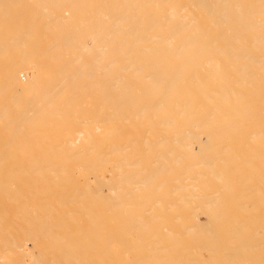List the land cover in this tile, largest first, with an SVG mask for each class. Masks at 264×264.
Listing matches in <instances>:
<instances>
[{
    "label": "bare ground",
    "instance_id": "obj_1",
    "mask_svg": "<svg viewBox=\"0 0 264 264\" xmlns=\"http://www.w3.org/2000/svg\"><path fill=\"white\" fill-rule=\"evenodd\" d=\"M187 7L195 10L184 11ZM66 10L71 12L70 16L64 15ZM263 13L264 0H0V123L11 124L0 131V175L5 170V176L0 177V195L4 193L6 196L1 195L0 202L14 200V204L17 197L20 199L21 195H27L26 201L30 198L31 203H25V209H30L29 206L33 204L34 209H41L43 212L42 216L37 215L39 220L36 227L31 222L36 231L32 228L30 232L27 231L31 224L28 220L33 219V215L36 217V214L32 215L33 210L30 209L32 212L29 213L31 216H28V222L25 218L27 216L24 217L23 226L18 223L20 220L22 222L23 218H20L24 216L21 215L23 212H17L19 216L12 212L17 219L21 216L19 221H14L16 217H13L14 220L10 219L18 223L19 228L13 224L23 230V234L19 235L16 231L14 237L0 235V252L5 250L9 254L6 256L12 258V255L16 259L19 256L16 252L23 245L15 237L18 234L24 238V234H31L32 231L36 232V240L41 233L47 238L44 242L47 246H41L46 247L47 249H43L48 251H44L51 255L50 264H96L98 261V264H198L199 260L205 263L200 254L202 251L198 252L195 246L199 242L210 253L215 251L228 259L241 255L247 257L245 254L248 249H257L261 240L259 239V243L258 238L251 240L254 235L249 233L250 229L247 232L249 225L246 226L247 223L252 224V221L249 222L252 216L249 220L243 215V209L248 208L247 201L246 204L242 202L243 208L239 202L234 210L231 209L235 212V218L238 217L237 220L240 219L236 214L237 209L242 211L238 214L243 215L235 227L234 224L232 227L226 224L229 220L224 222L226 229L222 231L225 233L228 230V238H222L220 234L216 239L211 237L214 233L210 235L208 232L216 231L215 226L212 227L214 220L219 221L222 217L223 221L227 219L224 218V204H221L222 208L218 205L223 201V190L219 193L221 195L217 193L222 198L219 199L216 191L203 183H210L215 178L210 180L205 174L209 179L201 182L200 177V182L203 187L207 186L205 190L213 192L204 191L201 184L194 181L192 173L195 167L202 165L209 169L210 174H213L211 176H217L223 181L225 176L222 168L220 170L219 165H223L220 161L227 160L228 165H236L233 164L236 161L234 158H240V161L237 160L241 165L244 160L247 159L248 162L251 158L250 163L262 171ZM15 14L20 15L18 22L13 19ZM257 14L259 17L262 14L263 18L256 19L259 18ZM256 30H260V33ZM249 36L252 39L246 41L245 38ZM244 40L260 52L254 48L252 49L256 53L248 52L250 47L246 50L247 43L244 44L245 49L241 46L243 50L240 52L242 48L238 46ZM241 57L246 60L243 61ZM21 73L29 78L26 77L28 83L24 84L21 80ZM65 121L69 123L65 124ZM83 135L84 143L79 150L72 149L74 143L71 138ZM58 137H63L60 144L55 143ZM254 144L259 147L256 148ZM19 155L40 159L8 163V160H14ZM257 156L262 164H255L254 157ZM232 158V162L228 160ZM74 160H79V163L76 164L75 161L74 164ZM247 162L243 164H248L245 168L251 169L250 173L244 168L243 171L248 176L239 174L237 178L234 177L236 180L226 173L228 167L223 166L225 175H230L226 177H230L228 180L239 179L237 182L242 186L240 189L248 187L250 183V188H253V183L257 184L255 188L259 187L258 184H262L261 178L264 179V173L260 174L262 177L258 176V171H255L256 176L253 175L256 173ZM215 165H218V170V167L214 168ZM238 167L233 166L231 171ZM197 169L195 175L203 176V168ZM99 171L104 173L103 179L98 178ZM237 171L240 173L242 168ZM18 172L30 174L33 178L28 181L27 177H23L24 181H18L14 178ZM74 172L82 177L78 181L79 176L76 174L78 179L75 178L79 183L72 179ZM107 172H110L109 176ZM235 173L233 176L237 175ZM250 174L253 175V181L247 178ZM46 175H51V178L46 179ZM204 176L205 180L207 177ZM244 176L250 181L248 184L249 181L246 180V186ZM90 177L97 183H92ZM183 177L192 179L189 183L193 184L190 185L189 180H186L190 185L188 187L183 182ZM241 177L245 183L240 181ZM254 177L259 183L255 182ZM235 181L229 184L226 182L224 187L221 183L220 188L227 192L224 194H228L227 188L236 187L231 185ZM166 183L173 189L168 191ZM196 184H200V187L197 185L192 193ZM228 185L230 186L227 187ZM103 187L108 189L111 197L102 194ZM262 187L264 184L259 187V191L257 189L254 192H260ZM187 188L191 189L187 191ZM220 188L218 185L217 189ZM236 188L243 194L249 187L246 190H240L239 186ZM233 190L230 191L235 198L236 195L241 197V193ZM168 192L169 195L174 193L176 197L174 203L168 206L177 204V200L181 202L184 197H193L196 200H191L199 203L193 207H202L201 210L207 215L210 212L206 213V206L209 209L214 204L218 205L209 210L214 215L207 216L211 220L214 218L212 222L206 217L212 223L211 228L207 229L209 222L204 223L198 219L194 212L199 210L193 207L191 209L185 205L192 210L190 213H193L196 223L190 213L191 217L183 214L187 216L186 220L183 219L184 216H178L180 212L182 214V207H185L184 201L182 206L179 204L182 211L176 210L181 208L174 206L168 208V213L175 209L176 212L173 211L178 213L175 214L176 217H183V222L180 221L183 227L176 229L178 231L174 228L171 231L166 229L167 213L164 215L165 202L162 203L161 198ZM231 193L229 192L230 196ZM253 193H250L253 195L252 201L259 200L257 204L260 202L261 206L255 205L262 207V210L264 205L260 198L264 195L253 199L256 197ZM243 197L250 196L243 195L241 198ZM235 198L233 196V200H237ZM134 199L138 201H133ZM238 199L240 200L239 197ZM191 200H187L188 203ZM229 200L231 204L234 203V207L237 201L232 203V199ZM132 203L137 206V210H141L140 213L136 207L130 208ZM158 203L162 206L160 209ZM201 203L205 207H200ZM222 209L223 215L218 212L223 211ZM253 210L254 208L251 211ZM260 210H255L254 213ZM6 211L8 214L9 209ZM249 212L245 214L248 215ZM261 212L263 215L264 211ZM202 214L203 212L199 216ZM173 216L172 214L174 224L176 217L174 219ZM170 218L168 221H172ZM260 218L263 219L264 216ZM245 219H248L247 223L244 222ZM186 221L192 224L186 225ZM227 225L233 229H227ZM176 226L178 227V222ZM258 226L256 224L259 229ZM17 228L15 229L18 230ZM244 229L252 238L247 234L246 240L243 235L240 238L245 233ZM205 232L210 237H206ZM223 232L222 235H225ZM203 233L207 243L205 238L202 240ZM28 237L33 238V233ZM223 239L225 241H221ZM128 240L135 241L136 245H128ZM248 241L251 242L250 245ZM255 243L258 244L251 248ZM213 244H216L215 248ZM201 246L200 249L203 248ZM43 249L37 251V256L31 254L36 257H31L34 260H31L32 263L29 259L26 262L28 255L23 257L26 260L22 258L20 261L22 264L24 260L26 264H43L42 256L43 260L47 258V255L44 256L46 253L40 254ZM131 250L136 251V254ZM31 252L33 251L28 254ZM113 252L115 255H112ZM256 253L264 257V250L262 254ZM215 255L213 253L212 256ZM174 257L176 262H173ZM216 257L218 259L220 256ZM225 257H222L223 264ZM13 258H6L7 261L10 260L9 264H20ZM97 259L99 260L96 261ZM1 261L0 264H4ZM261 261L263 262L259 263L264 264V258Z\"/></svg>",
    "mask_w": 264,
    "mask_h": 264
},
{
    "label": "rangeland",
    "instance_id": "obj_2",
    "mask_svg": "<svg viewBox=\"0 0 264 264\" xmlns=\"http://www.w3.org/2000/svg\"><path fill=\"white\" fill-rule=\"evenodd\" d=\"M192 10H195V9L192 8V7H187V8H185L184 11H192ZM194 12H196V11H193V13H194ZM196 13H197V12H196ZM64 15H68V16H70V15H71V12L68 11V10H66V12H64ZM257 15H258L257 17H259V14H257ZM260 15H261V16H260L259 18H256V19H261V18H263L262 16L264 15V13H263V15H262V14H260ZM13 19H14L16 22H18L19 19H20V15H19V14H15ZM256 31H257V30H256ZM257 32H258V31H257ZM258 33H260V30H259ZM244 36H246V34H245ZM247 37H248V35H247ZM250 38L252 39V37L249 36V38H245V40L247 41V40L249 39L248 41H250V40H251ZM245 40H244V41H245ZM244 41H243V42H244ZM246 41H245L244 43L241 42V45L239 44V46L237 45L238 48L242 46L244 49H245V47H246V50H247V48H248V46H249L250 48H249V50H247L248 52L251 53V52L253 51V53H254L255 51H258V48L255 49L253 46H250V43H249V42L247 43ZM245 43H247L248 45L244 47V44H245ZM245 45H246V44H245ZM242 47H241V48H242ZM241 48H240V49H241ZM243 48L240 50V52H242ZM252 48H254L255 51H254V49H252ZM246 50H245V51H246ZM247 51H246V52H247ZM207 52H208V51H207ZM259 52H260V51H258V53H259ZM209 53H210V52H209ZM211 53H213V50L211 51ZM255 53H256V52H255ZM241 59H242L243 61L246 60V58L243 59V57H241ZM241 59H238V61H241ZM243 61H242V62H243ZM23 76H24V75H23ZM23 76H22V73H21V74H20V78H21V80H23L24 84L28 83V81H29V80H27L28 77L26 76V77H27V78H26L25 76H24V77H23ZM28 79H29V78H28ZM26 80H27V81H26ZM66 123H69V122H68V121H65V124H66ZM4 125H5V126H4ZM38 125H40V124H38ZM9 126H11V124L8 125V123H0V131H2V129L7 128V127H9ZM77 126H78V125H77ZM81 126H82V125H81ZM71 139H72L71 142L74 143V144H73L74 146H72V147H73L72 149L79 150L80 146H82V144L84 143V135H83V136H80V137L73 136ZM62 141H63V137H62V138H61V137H58V139L55 141V143L60 144V143H62ZM75 144H76V145H75ZM250 144H251V143H250ZM254 145L257 146V144H254ZM76 146H78V149H77ZM244 147H246V146H244ZM258 147H259V145H258L256 148H258ZM254 148H255V147H254ZM256 148H255V149H256ZM257 150H258V149H257ZM91 157H92V156H91ZM91 157H88V158H91ZM4 158L7 159V157H4ZM48 158H55V157H48ZM254 158L256 159V160L254 159L255 164H256V163H258V164H262V163H263L262 161H261L262 163H259L260 161L257 160V159H259L258 156H257V158H256V157H254ZM263 158H264V157H263ZM13 159H14V160H8V161H9L8 163H11V161L14 163L15 160H16L17 163H21V162H25V160H33V159H40V158H36V157H33V156H20V155H19V156H15ZM234 159H236V161H235ZM234 159L232 158V159H228V160H229V161L231 160V162L234 160L236 163L233 161V164H236V165H237V164H238V160L240 161V158H239V159H238V158H234ZM237 159H238V160H237ZM250 160H252V159H251V158L248 159V162H249V163H250ZM75 161H76V164L79 163V160H74V162H73L74 164H75ZM219 161H220V159H218V162H219ZM225 161H226V163H225ZM225 161H222V159H221V161H220V162H222V164H223V165H219V166H221V167H220V170H221V168H222V170H223V172H224V173H222V174L225 176L224 178H223L222 176H220V178H223V179L225 180V178H226L227 176H230V175H232V176H230L231 178H234V177L237 178V177L240 176L241 174H242V175H245V176H248V175H246L245 172L243 171V170L247 169V168H245V167H248V166H247L248 164H245L246 166L243 164V163L247 162V159H246V161L244 160V162L242 163V165H243L244 167L241 165V162L239 163V164L242 166V167H241V166H239V167L242 168V171H243L244 173H243L242 171H241L240 173H238L239 171H237V169H241V168L238 167L239 164L236 166V165H232V163L228 162V163H230L229 165H232V166L229 167V165L227 164V160H225ZM242 161H243V160H242ZM80 162H81V161H80ZM218 162H216V164H217ZM248 162H247V163H248ZM252 162H253V161H252ZM0 163H1V162H0ZM3 163H4V161H3ZM5 163H6V162H5ZM81 163H82V162H81ZM252 164H253V163H250L249 165L252 166L251 168L253 169L254 173H256V174H253V175H255V176L257 175V172H255V171H258V176H259L260 174L262 175V174L264 173V172H262V171H264V168H263V167H264V163L262 164V165H263V166H262V171H260L261 168H259L258 166H255L254 164L252 165ZM256 165H257V164H256ZM223 166H224V168H225V167H228L226 173H227V174H230V175H227V176L225 175V171H224ZM233 166L238 167V168H237V169L235 168V171H231V170L234 169V168L232 169ZM250 166H249V167H250ZM254 166H255V167H254ZM259 166H260V165H259ZM197 167H201V168H203V170H204L205 172H206V171L209 172V169H208V168H204V167H202V165H201V166H197ZM197 167H195V168L197 169ZM217 167H218V165H217ZM217 167H216V165L214 166V168H217ZM229 168H230V170H229ZM244 168H245V169H244ZM196 169H194L195 171L192 173L193 176L195 175ZM218 169H219V167L217 168V170H218ZM197 170H198V169H197ZM203 170H202V172L204 173V175H205V174L208 175V176L210 177V180H211V178H213V177L215 178V179H213V181H210V183H211L212 185L209 183V181H206V179H209L208 176L205 175L207 178H205V180L203 179V176H204L203 174H202L203 176H201V175L199 176L198 174L195 175L196 177H197V175H198L199 178H198V177L196 178V177H193V176H192V178L195 179L194 181H195L196 183H200V184H201V182L206 181V182H203V183H205L206 185H208V187H207V186H205V187H207V188L210 187V189H211V188L214 189V190L216 191V192H215L216 195H217V193H218V195H221V194L223 193V195H221V197L223 198V201L226 200V202H227V201L229 200V198L232 199V203H233L234 201H237V202H235V206H234V207H233L234 203L231 204V202H230L231 200H229L227 203L225 202L226 204H225L222 200H221V202H223V203L219 202L220 204H218V205L221 206V207H219V208H222V205H221V204H224V205H223V209L228 210V209H229L228 207H230V209H229L228 211L225 210V213H226V214L224 213V214H225L224 218H227V219H224V221H223V219H222V218H223L222 216H218V218H219V217H220V218L222 217L221 219H222L223 222L221 221V219H219V221H221V223H220L219 221H215V220H214L215 223L213 222L212 227L215 226V229H214V230H216L217 233H216V231L212 232L211 229H210L211 233H210V232H208V233H209L210 235H211L212 233H214V234H212L213 236H211V237H214V238L216 239V237H218V236L221 235L222 238H223V237H224L225 239L228 238V237H226V236H228V233H229L228 230H226L225 233L222 231V230H225V229H226V228H224L225 225L228 223V225L232 227L233 224H234L233 227H235V224H237V222L241 221V219L243 218L242 216L245 215V217L247 216L248 219H249L251 216H252V218L256 217V219L254 218L253 220H252V218H251V220L249 219V220H250L249 222L252 221V224L250 223L251 226H250L249 223H247V220H248V219H247V220L245 219V221H244V222L247 223L246 226L249 225V226H247V227H248L247 232H249V229H250V232H249V233H251L252 235H254V237L252 238V235H251V234L248 235L249 233H247V232H246V229H244L245 233L242 231L243 234L240 235V238L244 236V239H245V238L247 237V236H246V234H247L248 236H250V237L252 238L251 240H255V238H256V239L258 238L257 242L259 241V239H260L261 241H259L260 244H258V243H259V242H258V243H255V245H252V246H251V248H253L254 246H256V244H258V245H257V246H258L257 249H256L255 247H254L253 249H248L249 251H248L247 253H248L249 256L247 255V253L245 254L248 258L245 257L244 255H241V256H238V257L233 258V259H232V258H231V259H228V257L226 258L224 255H220V254L218 255L217 252L214 251L215 249L213 250V251H214L213 253H214V255H215V253H216V255H215V256H212L213 253L211 252V253H212V254H211L206 248H204V247H206V246H205L203 243H200V242H199V243H196L195 246H196L197 249L199 250L198 252H200V250L202 251L200 254H201V256L204 258V260H205L204 262H205V263L201 262L200 260H199V261L197 260V261H198L200 264H206L207 262H208L209 264H216V263H217V264H220V263L223 264V261H222V260H223V258L225 257V259H226V260L228 259V260H227V261L224 260V262H225L224 264H226V263H227V264H232V263H233V264H234V263L237 264L238 262H239L238 264H245V262H247L246 264H250V263H251V264H260L259 261H260V262H263V261H261V260H262L264 257H263V255H258L259 253L257 254L256 252H260V253L262 254V251L264 250V248H263V247H264V242L262 241V240H264V232H263V231H264V221H262L264 218H263V219L260 218V217L264 216V213H263V215H262V212H261V211H264V206H263V209L260 210L262 207H259V208H258V207L255 205V204H257V201H259V200H253V201H252V196H253V195L250 194V193H253L254 190H257V189H258V191H259V187L262 186V184H264V183H263V181H264L263 177H262L261 175L259 176V177H262L261 180H263V181L260 180V182H261L262 184H260V183L258 182L259 180L257 181V180H256V177H254V179L256 180L255 182H256V183L258 182V183H259L258 185H260V186H259V187L257 186V187L255 188V186H256L257 184L255 185V183H253V184H254V185H252L253 188H250V186H251V185H250V184H251L250 181L253 179V178L251 179V177H253V175L250 174V175H249L250 177H247L248 179L250 178V181H249L248 179H246V177L244 176V177H245V178H244V179H245V182H246V180L249 181L248 184H249V183H250V184H249L248 187L250 188V190H251L252 192H251V191L249 190V188L246 186V185H247V182L245 183V182H244V179H243L242 177H241L240 181H241V182H244L246 187L243 186V188H241V189H240V186H241V185L238 184V182H239L238 180H239V179H237V181H238V182H237V181H235V180H236L235 178H234L235 180H233V179H232V180H231V179L228 180L230 177H228V179L226 178V182H228V184H229V183H234V182H232V181H235V184H231V185H232V186L235 185L236 187L239 186V189H240V190H246V189L248 188L249 191H248V190H247L246 192L244 191L243 194H242L241 192H238V191H237L238 189H237L236 187H235V188L233 187V189H235V192H236V193H241V194H242L241 197H242L243 195L248 196V197L250 196L249 198H251V199H250V202H249V198H247V197H243V198H241L240 196L236 195L237 198H235V195H233V194L231 193V192L234 191V190H233V189H230V187H229L230 185L227 186V187H229V188H227L226 190L229 191V192L231 193V196L229 195V192H228V194H227L228 196H227L226 194H224L226 191L224 190V188H223V189L220 188V185L223 184V187H224V185L227 184V183L225 182V184H224V182H223L224 180H223V179H222L223 181H221V180H219V178H218L217 176H211L212 173H211V174H210V172H209V173H205ZM222 170H221V171H222ZM228 170L230 171V173L228 172ZM250 170H251V169H249V168L247 169L248 172H249ZM4 171H5V170H4ZM4 171H3V172H4ZM200 171H201V170H200ZM247 171H246V173H248ZM3 172H1L2 175H0V177L5 176V173H3ZM198 172H199V171H198ZM232 172H233V173H232ZM235 172L237 173V175H236V176H233ZM259 172H260V173H259ZM74 173H75V174H73V177H72L73 181H74V182L81 181L82 177L80 178V176L77 174L78 172H74ZM107 173H108L107 176H109V175H110V172H107ZM107 173H106V174H107ZM236 173H235V174H236ZM249 173H250V172H249ZM249 173H248V174H249ZM251 173H252V172H251ZM3 174H4V175H3ZM17 174H18V175H17ZM20 174H23L24 176H23V175L20 176ZM76 174L79 176V179L77 178V175H76ZM111 174H112V173H111ZM190 174H191V173H190ZM190 174H189V176H190L189 178H191V175H192V174H191V175H190ZM239 174H240V175H239ZM16 175H17V176H16ZM26 175H27V176H26ZM74 175H75V176H74ZM97 175L99 176V177H98L99 179H103V177H104V173L101 172V171H99ZM212 175H213V174H212ZM242 175H241V176H242ZM251 175H252V176H251ZM263 175H264V174H263ZM167 176L169 177L168 174H167ZM205 176H204V177H205ZM17 177H18V178H17ZM23 177H24L25 179H26V177H27L26 180H28V181L31 180V178H33V176H30V174L19 173V172L16 173L15 176H14V178H16L18 181H20V180L24 181ZM75 177L78 179V181L76 180ZM200 177H202V180H201ZM216 177H217V178H216ZM45 178H46V179L51 178V175H46ZM169 178H170V177H169ZM239 178H240V177H239ZM19 179H20V180H19ZM91 179H93V178L90 177L89 180H91ZM183 179H184V177H183ZM197 179H199L198 182L196 181ZM217 179H218V180H217ZM242 179H243V180H242ZM257 179H259V178H257ZM186 180H189V179H188V178L186 179V177H185V179L183 180V182H186ZM200 180H201V182H200ZM215 180H217V181H215ZM91 181H92V183H94L93 180H91ZM194 181H193V182H194ZM219 181H220V182H219ZM229 181H230V182H229ZM252 181H253V180H252ZM95 182L97 183V181H95ZM183 182H182V183H183ZM189 182H192V179L189 180L188 183H189ZM236 182H237V184H236ZM241 182H240V183H241ZM78 183H79V182H78ZM92 183H91V186H93ZM96 183H94V184H96ZM174 183H175V182H174ZM186 183H187V182H186ZM186 183H185V184H186ZM188 183H187V184H188ZM203 183H202V184H203ZM208 183H209V184H208ZM213 183H214V184H213ZM217 183H220V184H217ZM221 183H222V184H221ZM244 183H243V184H244ZM168 184H171V185H172L171 182H168ZM168 184L166 183V185H165L166 189H168V187H169ZM187 184H186V185H187ZM189 184L191 185V184H193V183H189ZM189 184H188V187L190 186ZM194 184H195V183H194ZM200 184H196V185H194V189L191 190V192L194 191V190H196L195 187H197V185L199 186ZM202 184H201L200 186H202ZM241 184H242V183H241ZM218 185H219V188H220V189H217ZM95 186H96V185H95ZM200 186H199V187H200ZM232 186H231V188H232ZM165 187H164V188H165ZM202 187H203V186H202ZM205 187L202 188V189H204V191H206V192H208V191L211 192V191H212V192H213V190H210V189H207L208 191L205 190V189H206ZM221 187H222V186H221ZM241 187H242V186H241ZM25 188H26V187H25ZM191 188H193V186H191ZM191 188H187V191H189ZM215 188H216V189H215ZM225 188H226V187H225ZM245 188H246V189H245ZM263 188H264V187H262V189H263ZM102 189H103V190H102V194H103L104 196H106V195H107V196H110V192L108 191L107 188L105 189V188L103 187ZM170 189H173V188H170V187H169L168 191H170ZM236 189H237V190H236ZM262 189L260 188V192H254V193H253V194H254V197L256 196V197L253 198V199H256V198L259 199L262 195H264V194H262V193L264 192V190H262ZM197 190L200 191V192H203V190L201 191V189L199 190V188H197ZM217 190H218L219 192H217ZM221 190H223V192H222L221 194H219ZM230 190H232V191H230ZM240 190H239V191H240ZM198 191H197V192H198ZM261 191H263V192H261ZM195 192H196V191H195ZM235 192H234V193H235ZM249 192H250V193H249ZM108 193H109V194H108ZM187 193H188V192H187ZM192 193H193V192H192ZM226 193H227V192H226ZM247 193H249V195H248ZM255 193H257L258 195H256ZM259 193H260V194H259ZM20 194H23V192H20ZM1 195L4 196V197L6 198V196H5L4 193L1 194ZM1 195H0V196H1ZM168 195H169V192H168L167 195H165V197L161 198V199H162L161 201H163L162 203L165 202L164 205H163V207L167 210V212H166V210H165V214H164V215H166V213H167V215L169 216V215H170L169 213H171V215L169 216V217H171V218H172V214L176 217V215H178V213H175V212H176L175 209H172L171 212L168 213V208H171V207L173 208V206H174L175 208H181L182 204H184V203H182V202H184V201H185V204H184L183 206H185V205H186V206H190L191 209H192L193 206H198L197 204H199V203H197V202H195V201L193 202V201L191 200V199L196 200V199H194L193 197H192L191 199H189L190 197L187 198V199L184 197L183 199H185V200L181 199V200H182L181 202H180L179 200H177V204H175V205H179V204L181 203V206L179 205V207H176L174 204H173V206H168V205H172V204H170V203H174V201H175V200H174V197H175L174 193H173V195H169V196H168ZM218 195H217V197H219ZM232 195H233L234 198L237 199V200H233V196H232ZM259 195H261V196H259ZM19 196H20V195H19ZM26 196H27V195H25V197H26ZM111 196H112V194H111ZM111 196H110V197H111ZM170 196H171V197H170ZM223 196H227L228 198L226 197V198H227V199H226V198L223 197ZM20 197H21L20 199L17 197V198H18V203H17V198L15 199L16 202H14V204H13V201H14V200H12V202H9V201H11V200H7V201H2V202H0V206L2 205V206L0 207V213H1L0 215H1L2 217H5V216H6V218H2V217L0 218V219H1V220H0V225H1V226H0V235L3 234L2 236H5V235H6V236H7V235H8V236H12V235H13V237H14V236L16 235V233H15L16 231L18 232L19 235H21L20 233L23 234V232H22L23 230H19V229H18L19 227H18L17 225H18V223H19V225H22V226L24 225V223H25V219H24V217L27 216V217H25V218H26V221H27L28 216H31V214H29L30 212H32L31 210H33V212H34L35 209H36V211H35L34 213L32 212V215H33V214H36V215H35V216H36L35 218H34V215L32 216L33 219H34L35 221L33 222V219H31L32 221H31V220H28V221H29L30 223H31V222L34 223V224H35V225H34L35 227H36V225H37V223H38V220H39V218H37V217L40 216L41 214L43 215V212L41 211V209H37V208L34 209V206L32 207L33 204L30 205V206L27 205V206L31 207V208H30L31 210H30V209H27V208L25 209V207H26L25 203H26V204H27V203H28V204L31 203L30 200H29L30 198L26 201V199H27L28 197L25 198V197L22 196V195H21ZM22 197L25 198V199H23ZM168 197H169V198H168ZM172 197H173V198H172ZM221 197H219V199H220ZM238 197L240 198V200L238 199ZM8 198H9V197H8ZM175 198H176V197H175ZM222 198H221V199H222ZM261 198H264V196H262ZM261 198H260V200H263L262 205H264V199H261ZM165 199L168 200L169 204H167L168 202H167V200H165ZM170 199H171V201H170ZM219 199H218V201H219ZM242 199H243V200H242ZM246 199H247V200H246ZM19 200H20V202H22L23 204H20ZM187 200H191V202L189 201L190 204L188 203ZM241 200H242V201H241ZM25 201H26V202H25ZM133 201H138V199H137V200L134 199ZM139 201H140V199H139ZM244 201H245V202H244ZM246 201H247V204H246ZM254 201H255V203H254ZM131 202H132V201H131ZM131 202H129V203H131ZM178 202H179V203H178ZM198 202H199V201H198ZM239 202L241 203V204H239L241 208L244 207V206H243V207L241 206V205H243L242 202L245 203L246 206H248V208H247V209H243V210H244V214L242 213L243 215H239L240 213L238 214V212H240L241 210H240V209H237L238 207L236 208V209L238 210V212H236V214H237V215L239 216V218H240L239 220H237L238 217L236 216V218H235V214H234L235 212H234V211L232 212L231 209L234 210L235 207L238 206V205H236V203L238 204ZM15 203H16V204H15ZM175 203H176V202H175ZM194 203H196V205H194ZM215 203H216V202H215ZM217 203H218V202H217ZM6 204H7V206H6ZM18 204H19V206H18ZM160 204H161V202H160ZM160 204L158 203V206H159L158 208H159V209H160V207H162V206H160ZM166 204H167V205H166ZM187 204H188V205H187ZM192 204H193V205H192ZM201 204H202V203H201ZM227 204H228L229 206H228ZM245 204H244V205H245ZM11 205H12V207H13V205H14V208H12ZM15 205H16V206H15ZM24 205H25V206H24ZM97 205H98V203H96V207H97ZM130 205L133 206V207H131ZM130 205H129L130 208H134V207H136V210H137V206H135L133 203L130 204ZM204 205H205V204H202V205H200V207H201V206H204ZM218 205H215V204H214V206H217V207H218ZM225 205H226V206H225ZM230 205H232V206H230ZM257 205L261 206V205H260V202H259ZM3 206H6V208L3 207ZM21 206H22V207H21ZM186 206H185V207H186ZM212 206H213V205H212ZM214 206H213V207H214ZM224 206H225L226 208H224ZM227 206H228V207H227ZM17 207H18V210H19V211L16 210ZM20 207H21V208L24 207V209H21ZM185 207H182V208H184L183 211L186 210L185 213L182 211V208H181V209H176V210L182 211V214H181V212H180L178 216L181 217V215L184 216L183 214H187V215H188L190 212H192V210L190 211V207H188V208L186 207L187 209H185ZM204 207H205V206H204ZM204 207H203V209H204ZM213 207H212V208H209V209H207V206L205 207L204 210L207 211L206 213H209V212H210V213L207 214V215L205 214V212H204L203 210H201L202 207H201V208H199V207L196 208V209H198V210L200 211V213L203 212V214H202L201 216H199V215H200L199 211H198L197 213H195L194 211H193V212H194L195 215H198V219H199L201 222L204 221V223H205L206 221L209 222V221H208L209 219L211 220V218H209V217H212L213 212L211 213V211H209V210H210V209H213ZM3 208H4V210H3ZM10 208H12V211H11V212H10V210H11ZM32 208H33V209H32ZM97 208H98V207H97ZM193 208H194V207H193ZM245 208H246V207H245ZM253 208H254V210L251 211ZM256 208H257V209H256ZM7 209H9L8 214L6 213V212H7V211H6ZM13 209H15V210H13ZM188 209H189V210H188ZM194 209H195V208H194ZM196 209H195V210H196ZM214 209L217 210V208H214ZM223 209H222V210H223ZM22 210H23V211H22ZM28 210H30V211L28 212ZM139 210H140V209H139ZM139 210H137V211L139 212ZM162 210H163V208H162ZM173 210H174L175 212H174ZM219 210H220V209H219ZM219 210H218V212H220L221 214H222V212H224V210H223V211H219ZM237 210H236V211H237ZM248 210H249L250 212H249ZM255 210H260V211H259L260 214H259L258 211H256V213H254ZM1 211H2V212H1ZM5 211H6V212H5ZM39 211H40V213H38ZM163 211H164V210H163ZM169 211H170V209H169ZM172 211H173V213H172ZM179 211H178V212H179ZM4 212H5L6 214H4ZM12 212H13L14 214H17V212H18V213H20V212L22 213V212H23L22 214H21V213H20V214H21V215L24 214V216H22V217L20 216L21 218L19 217L20 219L23 218V219H22V222H21V220H20V222H18V223H17V222H13V221H12V220H14L13 217L15 218L16 216H19V215L17 214V215L15 216V215H13ZM41 212H42V213H41ZM140 212H141V210H140ZM140 212H139V213H140ZM157 212H158V211H157ZM218 212H217V213H218ZM241 212H242V211H241ZM246 212H249V214H248L249 217H248V215H246V214H247ZM10 213H11L13 216H10V215H11ZM26 213H28V215H27ZM217 213H216V214H217ZM220 213H219V214H220ZM227 213H229V214H227ZM230 213H231V214H230ZM245 213H246V214H245ZM253 213H254V214H253ZM9 214H10V215H9ZM25 214H26V215H25ZM175 214H176V215H175ZM190 214H192V218H193V216H194L193 213H190ZM190 214L188 215V217H191ZM204 214H205V215H204ZM221 214H220V215H221ZM252 214H253V215H252ZM255 214H256V215H255ZM3 215H4V216H3ZM8 215H9V217H8ZM37 215H38V216H37ZM42 215H41V216H42ZM167 215H166V220H165V221H166V222H165V226H166V224H167V222H168L166 229H168V230L171 231V230L174 228L175 231H178V230H176V229H179V230H180V228L183 227V226L181 227L182 224H180V221L183 222V220H181L183 217H182L181 219H179V218L176 217V219H175V217L173 216L174 219H175V223L173 224V222H174L173 218H172V221H168L169 217H168ZM203 215H204V216H203ZM208 215H209V217H207ZM222 215H223V214H222ZM32 217H31V218H32ZM185 217H187V216H184L183 219L186 220ZM196 217H197V216H196ZM196 217H195V218H196ZM206 217L209 218V219H207ZM213 217H214V215H213ZM245 217H244V218H245ZM10 218H11L12 220H11ZM19 218H18V219H19ZM29 218H30V217H29ZM171 218H170V220H171ZM218 218H216V219H218ZM228 218H229V219H228ZM2 219H3V222H2ZM18 219H17V217H16V219H15L14 221H17ZM193 219H194V218H193ZM193 219H192V220H193ZM213 219H214V218H213ZM213 219H212V220H213ZM257 219H259V220H257ZM260 219H261V220H260ZM176 220H177V221H176ZM187 220H188V218H187ZM189 220L191 221V219H189ZM189 220H188V221H189ZM212 220H211V222H212ZM226 220H229V222L227 221L226 224H225L224 222H225ZM243 220H244V219H243ZM243 220H242V221H243ZM254 220H255V222H256V221H257V222L254 223ZM7 221H8V223H7ZM10 221H12V222H10ZM18 221H19V220H18ZM23 221H24V223H23ZM28 221H27V222H28ZM114 221H115V219H114ZM158 221H159V220H158ZM160 221H161V220H160ZM163 221H164V220H163ZM188 221H186V225H189V224L191 225L192 223H189L190 221H189V222H188ZM170 222H171L172 224H171ZM177 222H178V227H179V228L176 226V225H177ZM194 222H195V219H194ZM194 222H193V224H194ZM211 222H209V225L212 224ZM258 222H259V223H258ZM262 222H263V223H262ZM13 223H15V225H16L18 228H17ZM16 223H17V224H16ZM20 223H22V224H20ZM32 223H31V224L27 223V225L29 224V227H27L28 230H27L26 228L22 227V228H24V231H25V230H27V231L30 230V231H31L32 228H34V226H33ZM195 223H196V222H195ZM222 223H223V224H222ZM261 223H262V226H263V227H261ZM9 224H11V226H12V224H13L14 227L17 228L18 230H16L15 228H13V226L11 227ZM179 224H180V225H179ZM184 224H185V223H184ZM220 224H221V225H220ZM231 224H232V225H231ZM256 224H257V226L259 225V226H258V227H260L259 229L256 227ZM25 225H26V224H25ZM31 225H32V227H31ZM168 225H171L172 227H171V226H168ZM186 225H184V226H186ZM209 225L207 226V229H209V227L211 228V225H210V226H209ZM216 225H217V226H216ZM228 225H227V229H233V228H231V227L228 228V227H229ZM8 226H10V227H9L10 229L8 228ZM165 226H164V227H165ZM25 227H26V226H25ZM218 227H219V228H218ZM222 227H223V228H222ZM247 227H246V228H247ZM6 228H7V229H6ZM22 228L20 227V229H22ZM30 228H31V229H30ZM170 228H171V229H170ZM184 228H185V227H184ZM184 228H183V230H184ZM213 228H214V227H213ZM5 229H6V230H5ZM14 229H15V231H13ZM35 229H36V228H34L33 231H36ZM242 229H243V228H242ZM253 229H254V231H253ZM256 229H257V231H256ZM262 229H263V231H261ZM3 230L6 231V232L4 233ZM7 230H8V232H7ZM183 230H181V231H183ZM9 231L11 232V234H10ZM20 231H21V232H20ZM30 231H29V232H30ZM33 231L31 232V234L33 233V238L28 237L29 235H31L29 232L26 233V234H28V235L24 234V235H25L24 238H23L22 236L20 237L18 234H17V237H18V238L15 237V238L17 239V241H19V244H20V245H23V247L25 248V249H24L22 246H20V249L17 248V249L20 250V252L23 251L24 253L21 252V255H20V252H19V250H18V251L16 252V254H18L19 256H18L16 259L13 258L14 256L11 255V257H12L13 259L17 260L16 262H18V263H20V264H22V262H21V261H22V258H23V257H26V255H28V256H27L28 258L26 257L27 260H26L25 258H23V259H25L26 262H27L28 259H29V262H31L32 258L34 259V257L37 256V254H38L37 251H39L40 249H43V248L47 249L46 247H44V246H47L46 243L44 244V242H46L45 240L47 239V238L44 236V234L42 235V233H41V236L38 235V240H36V238H37V236H36V232H33ZM194 231H195V230H194ZM194 231H193V232H194ZM220 231H222L223 234H225V235H222V232H220ZM252 231H253V232H252ZM179 232H180V231H179ZM191 232H192V230H191ZM191 232H190V233H191ZM202 232H204V231H202ZM226 232H227V234H226ZM254 232H255L256 234H254ZM261 232H263V233H261ZM14 233H15V235H14ZM208 233L205 232L206 237H207V235L209 236ZM215 233H216V234H215ZM4 234H5V235H4ZM218 234H220V235H218ZM242 235H243V236H242ZM203 236H204V233H203ZM255 236H257V237H255ZM25 237H28V239H30V238H31V239L28 241L27 238H26V240H25ZM114 237H115V236H114ZM135 237H138V236L135 235ZM209 237H210V236H209ZM221 237L219 238V240H218V238H217V242L220 241ZM250 237H249V238H250ZM43 238H44V239H43ZM117 238H120V237L117 236ZM204 238H205V236L202 237V240H204ZM234 238H235V237H234ZM236 238L240 239L238 236H237ZM40 239H41V240H40ZM112 239H114V238L112 237ZM210 239H211V238H209V240H210ZM115 240H116V238H115ZM234 240H236V239H234ZM245 240H246V239H245ZM248 240H249V239H248ZM23 241H24V242H23ZM42 241H43V242H42ZM221 241H225V240L223 239V240H221ZM112 242L115 243L114 240H113ZM134 242H135V241H134ZM134 242L128 240L127 243H128V245H130L131 243H134ZM205 242H206V243L208 242V240H207L206 238H205ZM22 243H24L25 245L22 244ZM39 243H40V244H39ZM250 243H251V242L248 241V244H249V245H250ZM261 243H263V244H261ZM33 244H34V245H33ZM42 244H43L44 246H41ZM248 244H247V245H248ZM131 245H132V244H131ZM131 245H130V246H131ZM133 245H136V244L134 243ZM197 245H198V246H197ZM201 245H202V246H201ZM261 245H262V247H260ZM39 246H41V248H37V247H39ZM200 246H201V248L203 247L204 249H203V248L200 249ZM212 246H214V248H215L216 244H213ZM21 247H22V248H21ZM196 247H195V248H196ZM29 248H30V250H29ZM22 249H24L25 251L22 250ZM36 249H37V250H36ZM45 249H43L42 252H40V254L42 255L43 252L46 253V254H44V256L47 255V258H45V260H43L44 257L42 256V259H41V258H40V259H41V261H42L43 264H47V262H48V264H50V261H51V258H50V257H51V255L48 254L49 252H45V251H48V250H45ZM197 249H196V250H197ZM212 249H213V248H212ZM28 250H29V251H28ZM44 250H45V251H44ZM112 250H114L113 247H112ZM4 251H5V250H3V251L1 250V252H0V254L3 253V254L0 255V261L2 260L1 263L9 264L8 262H10V260L7 261V259H12V258H9L10 256H9V257L6 256V255H9V254H8L7 251H5V252H6V254H5ZM30 251H33V252L29 253V254H30V255H29L28 252H30ZM40 251H41V250H40ZM131 251L135 252V254H136V251H134V250H131ZM252 251H253V252H252ZM254 251H256V252H254ZM36 252H37V253H36ZM129 252H130V251H129ZM129 252H127V253H129ZM133 252L130 253V256H129L130 260H132ZM249 253H252V255L249 254ZM31 254H34V255L36 254V255L33 256V255H31ZM131 254H132V255H131ZM263 254H264V253H263ZM41 255H39V257H41ZM48 255H50V256H48ZM112 255H115L114 252L112 253ZM255 255H256V256H255ZM1 256H2V258H1ZM16 256H17V255H16ZM16 256H15V257H16ZM216 256H220L221 258L218 257V259H217ZM253 256H254V258H253ZM257 256H260V258L257 257ZM31 257H32V258H31ZM112 257H113V256H112ZM222 257H223V258H222ZM233 257H235V256H233ZM241 257H242V258H241ZM6 258H7V259H6ZM48 258H49V259H48ZM129 258H128V259H129ZM229 258H230V257H229ZM261 258H262V259H261ZM20 259H21V261H20ZM35 259H36V257H35ZM214 259H215V260H214ZM219 259H220V261H219ZM244 259H245V260H244ZM249 259H250V260H249ZM260 259H261V260H260ZM5 260H6V262H5ZM15 260H14V261H15ZM25 260L23 261V262H24L23 264H26V263H25ZM98 260H99V259H97L96 261H98ZM206 260H208V261H206ZM231 260H232V261H231ZM235 260H236V261H235ZM243 260H244V261H243ZM246 260H248V261H246ZM32 261H34V260H32ZM43 261H44V262H43ZM176 261H177V259L174 257V258H173V262H176ZM228 261H229V263H228ZM230 261H231V262H230ZM241 261H242V263H241ZM98 262H99V261H98ZM98 262H96V264H98ZM113 262H114V261H113ZM253 262H254V263H253ZM31 263H32V262H31ZM31 263H30V264H31ZM199 263H198V264H199ZM27 264H29V263H27ZM196 264H197V263H196Z\"/></svg>",
    "mask_w": 264,
    "mask_h": 264
}]
</instances>
